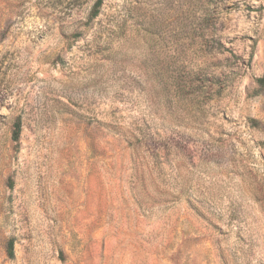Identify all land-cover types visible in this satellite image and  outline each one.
<instances>
[{
	"label": "rangeland",
	"instance_id": "rangeland-1",
	"mask_svg": "<svg viewBox=\"0 0 264 264\" xmlns=\"http://www.w3.org/2000/svg\"><path fill=\"white\" fill-rule=\"evenodd\" d=\"M96 2L0 0V264H264V0Z\"/></svg>",
	"mask_w": 264,
	"mask_h": 264
},
{
	"label": "trees",
	"instance_id": "trees-1",
	"mask_svg": "<svg viewBox=\"0 0 264 264\" xmlns=\"http://www.w3.org/2000/svg\"><path fill=\"white\" fill-rule=\"evenodd\" d=\"M102 0H97L96 2V8H98L101 4ZM97 10L95 9V11L92 14V17H95L97 15ZM256 84L260 87V88H264V77H260L257 78L255 80ZM20 131H21V124L20 121L17 120L14 125H13V132H12V140L14 142H17L19 140V136H20ZM8 254L9 256H12V243H9L8 245Z\"/></svg>",
	"mask_w": 264,
	"mask_h": 264
}]
</instances>
